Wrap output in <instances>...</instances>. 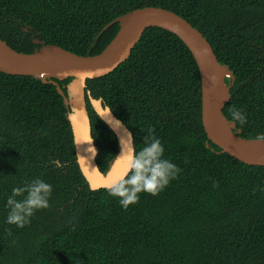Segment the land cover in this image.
Returning a JSON list of instances; mask_svg holds the SVG:
<instances>
[{"label":"trees","instance_id":"16d2710c","mask_svg":"<svg viewBox=\"0 0 264 264\" xmlns=\"http://www.w3.org/2000/svg\"><path fill=\"white\" fill-rule=\"evenodd\" d=\"M146 6L173 11L203 33L235 77L224 115L241 137L260 140L264 0H0L1 37L26 54L45 44L93 56L116 37L119 17ZM54 81L67 94L73 78ZM86 90L128 126L135 148L153 128L180 172L158 195L141 193L122 208L106 188L90 190L57 86L0 72V264H264V166L247 165L209 140L200 71L181 39L147 29L131 56L88 79ZM87 103L96 160L108 176L120 141L88 94ZM229 105H240L246 118L233 121ZM38 175L53 185L50 206L23 228L6 224V196Z\"/></svg>","mask_w":264,"mask_h":264},{"label":"water","instance_id":"95a60500","mask_svg":"<svg viewBox=\"0 0 264 264\" xmlns=\"http://www.w3.org/2000/svg\"><path fill=\"white\" fill-rule=\"evenodd\" d=\"M115 22L121 25L118 34L103 52L93 56H83L59 46L45 44L32 54L18 52L2 39L0 31V72L15 76H39L45 82L50 80L63 96L70 109L69 120L77 163L94 190L106 188L119 179L125 164L123 158L118 157L108 176L99 169L87 94L97 114L118 137L120 146L122 140L129 149L135 145L133 133L128 126L109 106L104 105L102 99H94L90 91L86 90L87 80L115 71L131 56L144 32L151 27H160L175 34L191 51L200 71L202 122L209 140L223 152L247 165L264 166V140L241 137L242 131L235 132V123L224 115L225 101L235 77L227 66L220 64L212 45L200 30L177 13L155 6L135 9ZM34 42L40 43L38 40ZM69 78H73V81L66 86V94L54 79L62 81ZM228 80H233L232 84L229 85ZM129 133L130 144L127 141Z\"/></svg>","mask_w":264,"mask_h":264},{"label":"clouds","instance_id":"9594fccd","mask_svg":"<svg viewBox=\"0 0 264 264\" xmlns=\"http://www.w3.org/2000/svg\"><path fill=\"white\" fill-rule=\"evenodd\" d=\"M228 110L233 121L242 122L246 118L240 105H229ZM258 138L264 140V133L259 134ZM127 141L131 143V133ZM121 144L122 154L116 157L123 158L124 172L119 179L106 187V191L110 196L118 199L122 208L127 209L130 205L136 204L140 200L141 193L158 195L177 178L180 168L171 159L165 157V146L153 128L147 129L143 144L138 149L135 147L129 149L124 140ZM51 163L57 167L62 166L58 158H54ZM89 188L94 190L92 186ZM258 188L264 193V185ZM52 191L53 185L39 175L22 185L14 186L5 199L4 207L7 212L4 222L14 224L18 228L30 224L36 211L50 206ZM8 232L11 235V231Z\"/></svg>","mask_w":264,"mask_h":264}]
</instances>
